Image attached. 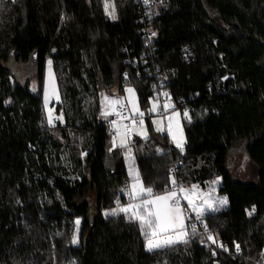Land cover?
I'll return each mask as SVG.
<instances>
[{"label":"trees","instance_id":"obj_1","mask_svg":"<svg viewBox=\"0 0 264 264\" xmlns=\"http://www.w3.org/2000/svg\"><path fill=\"white\" fill-rule=\"evenodd\" d=\"M158 1L151 53L133 0H114L115 22L102 0L2 2L0 264H253L264 250V0ZM47 59L63 113L55 127L44 123L40 95ZM34 75L37 95L27 84ZM158 80L180 112L189 108L185 145L179 152L148 130V139L129 145L130 156L155 194L171 189V177L182 187L219 179L226 205L201 221L222 247L214 253L187 229L186 243L148 251L138 221L103 215L124 199L128 175L127 148L108 149L101 93L122 95L132 85L145 109ZM241 148L257 167L255 185L229 172ZM77 218L80 247H73Z\"/></svg>","mask_w":264,"mask_h":264},{"label":"rangeland","instance_id":"obj_2","mask_svg":"<svg viewBox=\"0 0 264 264\" xmlns=\"http://www.w3.org/2000/svg\"><path fill=\"white\" fill-rule=\"evenodd\" d=\"M101 4H102V9H103L104 15L111 22H115L116 19H117L116 12H115V19H113L112 16L109 15L108 13H106V11H105V0H102ZM110 4L114 5V0H110ZM108 11L111 12L112 8L109 7ZM49 61H51V60L47 59L45 61V64H44L43 80H42L43 81V83H42V94H40L42 96V107H43L42 109H43V114H44V123H45V125L47 127H50V126L47 124V119H46V113H47V109L45 108V91H46V89L48 91V108L53 110V115L54 116L61 114V112H57V110H56V105L60 101V96H59L58 87H57V83H56V79H55V75H54V71H53V66H52V63H51V67H49V63H48ZM23 71L26 74H29V72H26L25 69ZM19 72L22 73L21 70ZM14 77H15V75H14ZM35 77H36V75H34V77L31 78L30 80H27V84H28V87H29V92L31 94H33V95H37L38 94V89H37L38 84H37V80L35 79ZM20 79H21V77L18 78V80H20ZM53 87L55 88V94H53ZM127 88H133L134 89V87L132 85H128V86L124 87V91H123L122 95L118 94V91H117L116 88L112 89L111 91H109L107 93H105V92L101 93V96H100V119L102 120L103 118H105V117H103L101 115V112H102V110L104 108V101H103V96L104 95L109 96V97L114 98V99L115 98L122 99V100L125 101V104L128 107L131 116L133 118L140 119V120L144 121L143 126L138 124V126L132 127L131 135H132V137H134V139L145 140L143 135L138 134V133H141V132H143L145 130L147 131V139H148L150 137L148 130H152L153 134L156 135V136H166L168 146L174 147V149H177L179 152H181L182 149L176 147V141L173 140V135L172 134H174L176 136L177 140L182 141L183 147H184V145H185V135H184V131H183L182 120L188 118V116L187 117L184 116V113L187 112V111L180 112L177 109L174 110V111H171V112H169L166 115L165 120L163 121V119L159 116V104H158V102L154 98H149L148 101H147L148 102L147 107L145 109H142L140 107V105H138L139 111L143 112L144 115L143 116H139L138 114L134 115L133 112H132L131 105H127L126 98L129 96V94L125 91ZM134 99L138 101V98H137V95H136V91H135ZM138 104H139V101H138ZM153 104L156 105V110L155 111L151 110L153 108ZM111 116L112 115H110L108 117H111ZM169 118H171V131H172V134H169V131H168L169 123H170ZM154 121L158 122V123H154ZM58 123L61 124L62 122L59 121V120L55 121V125H57ZM147 123H149V124H147ZM157 128H162L163 131H158ZM111 130L115 132L114 133L115 137H110L109 136L108 149L114 148L113 147V141L114 140H115V143L117 145L115 148L124 149V147H120L121 141L124 140L125 143L128 144V140H127V137H126V135L124 133L123 126L121 127L120 125H113L110 128V131ZM121 130H123V131H121ZM128 146H129V144H128ZM126 153H127V155H126L127 175H128L129 187H130V192H131L132 184L135 183V181L133 180V173L137 172V170H136L135 165H134V170H130L129 165H130V163L133 162V158L130 156L128 151ZM228 168H229V172H230L232 178L235 181H238V183L240 182L242 184H252V185L257 184V167L244 154L242 148L239 149V150H235L231 154V157H230L229 163H228ZM213 181H216V180L214 179ZM213 181L208 182V187L211 190H213V192H215L217 190V186H216L217 183L214 184V183H212ZM193 185L196 186V184H188V185L183 186V188L192 190L193 189ZM124 186H127V188H128V182L125 183ZM120 190H122V189H120ZM120 193H121V191H120ZM184 195H185L184 193H181V196H182L183 199H184ZM188 195H190L193 198V200L196 201V198H198L200 195H202V193L199 191V185L196 186L194 191H189ZM127 197L130 198L128 194H127ZM131 198H130V200L132 202ZM88 199H89V201H91L92 204L94 203V196H91ZM118 199L119 198H117L115 200V203H114L115 205L111 209L103 211V215L111 214L113 212V210H116L117 214H115V215H119V214L123 213V212L120 211V209L123 208L122 206L128 205L129 203H125L124 201H122L121 203L116 204V201ZM221 199H222V197L219 195V197L217 196V198H215L214 200L216 202V201H219ZM184 201L187 203V206H188V208L191 211H194L195 209H197V207L193 208V207L189 206L187 200L184 199ZM92 207H94V205H92ZM214 207H215V209H218V208H221V207L223 208L224 206L221 205V204L215 203ZM207 213H209V212H207ZM127 214L131 215V213H127ZM205 214L206 213H204L203 216ZM77 220H79V222H80L78 226L76 224ZM81 223H82V219L81 218H77V219L74 220V228H73L72 239H73V236L75 235L76 238H77V243L73 244L72 240H71V245L73 247H80ZM142 233L145 236L143 231H142ZM206 235H209L208 231L206 232ZM202 236L204 237V241H206V237L204 235H202ZM213 238H214V236H213ZM214 240H215V243H213V241L209 240L211 248L207 247L208 250H210L211 253H214V250L216 248H217V250L222 248V247H220L219 242H217V240L215 238H214ZM259 254L260 255L254 260L253 264H264V250L261 253H259Z\"/></svg>","mask_w":264,"mask_h":264},{"label":"snow or ice","instance_id":"obj_3","mask_svg":"<svg viewBox=\"0 0 264 264\" xmlns=\"http://www.w3.org/2000/svg\"><path fill=\"white\" fill-rule=\"evenodd\" d=\"M147 3V0H145ZM109 7L112 8V11L109 12ZM105 11L109 15L112 16L113 19H115V7L114 5L110 4V0H105ZM153 36H155V33H152ZM49 67H51V61L48 62ZM129 96L126 98L127 105H131L133 114H138L139 116H143L144 113L139 111L138 108V101L134 99L135 96V90L133 88H127L125 90ZM53 94H55V88L53 87ZM167 95V93H165ZM104 101V108L101 112V115L105 118H107L110 115H117L122 116V113L117 111V106L120 108H124L126 106L125 101L119 98H111L109 96L104 95L103 96ZM170 107V105H165V108ZM45 108L47 109L46 113V119L47 124L50 127H55V121L59 120L63 122V113L59 115H53V110L48 108V91L46 89L45 91ZM152 111L156 110V105L153 104ZM178 115V114H177ZM184 116L187 117L188 113L185 112ZM169 134H172L171 131V118H169ZM113 124H115V121H112ZM143 126L144 121L139 120L138 122L133 119V124H137ZM154 123H158L155 122ZM126 127V126H125ZM158 131H163L162 128H157ZM140 135H143L145 139H147V131H143L141 133H138ZM173 135V140L176 141V147L183 149V143L180 140L176 139V136ZM117 145L115 143V140L113 141V147L115 148ZM120 147L127 148L128 153H131V148L128 146L127 143H125L124 140L121 141ZM130 170H134V160L129 165ZM133 180L135 183L132 184L130 195L132 197L131 203L127 205V207H123L120 209L123 213H129L131 211V215L129 216V219H133L139 222L141 230L144 232L146 239H147V249L149 251H152L154 249H160L164 247L172 246L179 242H187L185 237L187 236V232L185 231L186 225H185V215L184 211L180 204V196L179 193H184V199L187 200L188 205L195 208L196 205L194 203L193 198L188 195L189 191H194L196 186L193 185V189H185L181 186L177 185V180L175 177H171V185L174 186V188H177L178 190H168L165 194H155L152 187H145L142 185L139 179L138 172L133 173ZM219 181H213L212 183H218ZM138 201V202H136ZM227 202V198H223L219 201H216L214 203H219L221 205L225 204ZM204 203L207 205L208 208H212L213 202H209L208 200L204 201ZM254 210V209H253ZM113 215L117 214L116 210H113L111 213ZM203 215V211L197 209L196 212V219L200 220ZM79 220L76 221L77 226L79 225ZM193 231H195V226H192ZM205 231H207V225H204ZM207 239L210 241H213L215 243V240L213 236L209 233L207 236ZM72 243H77V238L74 235L72 239ZM236 250L240 251V246L236 245Z\"/></svg>","mask_w":264,"mask_h":264},{"label":"built area","instance_id":"obj_4","mask_svg":"<svg viewBox=\"0 0 264 264\" xmlns=\"http://www.w3.org/2000/svg\"><path fill=\"white\" fill-rule=\"evenodd\" d=\"M7 1L8 0H0V7H1L2 2H7ZM133 1H134V4L136 5L137 9L140 12V24H141L140 33L142 35L144 48L149 53H151L154 50L155 39L157 37V32L153 28L152 21H151L153 19L154 6L157 5L158 3H162V2L158 1V0H147V3L145 2V0H133ZM152 33H155V36H153ZM146 54H148V53L146 52ZM146 54L144 56H146ZM185 55H187V54L185 53ZM125 77H126V75H125ZM151 91H152V98H154L159 104V116L163 119V121L165 120V117L169 112L174 111L176 109L179 110L180 102L175 100L172 97L171 91L166 86V84L163 80H158L155 83V85L152 87ZM165 93H167V95H165ZM166 104L170 105V107L165 108ZM117 111L121 112L122 116H117V115L113 114L111 117L104 120L103 124H104V126H106L108 128V134L110 137L115 136V134H114L115 132L112 130L110 131V128L115 124H122V126L124 128V133H125L127 140H128V144L132 145V144H134V137H132V135H131V129H132V127L138 126V124H139V123H137L134 125L133 119H135L137 122L140 119L133 118L131 116L130 111H129L127 106H125L124 108H120L119 106H117ZM185 111L188 112L189 108L185 107ZM112 121H115L116 123L113 124ZM177 185L181 186V184H179L178 182H177ZM170 190H178V189L174 188V186L172 185ZM121 194H122L124 199L119 198L116 201V204H119L122 201H124L125 203L131 202L130 198L127 197V194H128L127 186H124L122 188ZM179 196H180V204L182 205V203H184V201H183V198H182L180 193H179ZM184 215L186 217V219H185L186 228L185 229L193 231L192 226L194 225L195 231L200 232V234H202L206 237L205 246L208 248H211L210 242L207 239L208 235H206L207 231H205V228L203 227V225L201 223V221L203 219V215H202L200 220H197L196 219V211L195 210L191 211L190 209H185Z\"/></svg>","mask_w":264,"mask_h":264},{"label":"crops","instance_id":"obj_5","mask_svg":"<svg viewBox=\"0 0 264 264\" xmlns=\"http://www.w3.org/2000/svg\"><path fill=\"white\" fill-rule=\"evenodd\" d=\"M109 118V117H108ZM108 118H103L102 120L104 121V120H106V119H108ZM115 125H120L121 127H122V125L121 124H115ZM121 131H123V130H121ZM112 137H115V136H112ZM219 181V179H216V181ZM197 185H199V184H197ZM196 185V186H197ZM219 182L217 183V190H218V188H219ZM217 190L215 191V192H213V190H211L209 187H208V183H206V184H204V185H199V191L202 193V195H200L198 198H196V201H194V203H195V205H196V207H197V209H199V210H202L203 211V214L204 213H207V212H213L214 210H215V198H217V196L219 197V195H217L218 194V192H217ZM166 193V192H165ZM164 193V194H165ZM181 194V193H180ZM128 195H129V197L131 198V195H130V187H129V181H128ZM215 197V198H214ZM222 197V196H221ZM132 199V198H131ZM222 199H223V197H222ZM206 200H208L209 202H213V206H212V208H208L207 207V205L204 203V201H206ZM218 200V199H217ZM183 201H184V199H183ZM133 202V201H132ZM136 202H138V201H136ZM219 204V203H218ZM226 204H223V206H225ZM122 207H127V205H124V206H122ZM181 207H182V209H183V211L185 210V209H189L188 208V206H187V203L184 201V203H182V205H181ZM197 209H195V211L197 212ZM129 213H131V211H129ZM185 231L187 232V230L185 229ZM146 238V237H145ZM187 238V236L185 237V239ZM179 243H182V242H179ZM179 243H176V244H179ZM176 244H174V245H176ZM145 247H146V249H147V239L145 240ZM173 246V245H172ZM170 247V246H169ZM164 248H166V247H164ZM160 249H162V248H160ZM148 250V249H147ZM155 250H157V249H154V250H152V251H155ZM149 251V250H148Z\"/></svg>","mask_w":264,"mask_h":264},{"label":"water","instance_id":"obj_6","mask_svg":"<svg viewBox=\"0 0 264 264\" xmlns=\"http://www.w3.org/2000/svg\"><path fill=\"white\" fill-rule=\"evenodd\" d=\"M105 164L106 165H109L110 164V159H109V155L107 154L106 157H105ZM92 226V224H91ZM92 229V228H91Z\"/></svg>","mask_w":264,"mask_h":264}]
</instances>
